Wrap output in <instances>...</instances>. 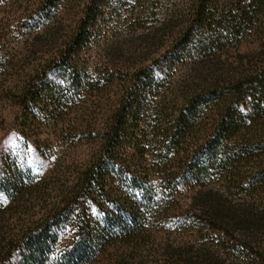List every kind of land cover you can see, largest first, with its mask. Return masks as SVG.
<instances>
[{"label": "trees", "instance_id": "obj_1", "mask_svg": "<svg viewBox=\"0 0 264 264\" xmlns=\"http://www.w3.org/2000/svg\"><path fill=\"white\" fill-rule=\"evenodd\" d=\"M36 1L38 6L31 17L34 25L48 24L65 2ZM213 1H194L186 26L174 38L170 60L179 61L176 59L192 53L190 48L215 57L229 43L239 45L251 28L261 37L259 52L241 54L237 66L230 64L219 72L213 87L201 89L181 102L148 84L146 70L133 75L134 87L118 93L114 105L102 112L101 124L87 120L82 133L88 139H96L97 145L81 167H74L79 169L74 185L64 189L58 204L35 225L9 236L6 209L14 205L18 193L25 196L36 183H5L13 200L3 208L6 197L0 198V264H92L101 256L114 264H131L150 245L152 227L168 221L169 204L182 194L183 185L204 188L220 175L226 180L224 184L241 186L245 172L236 163L249 165L253 159L257 163L250 191L264 188V147L252 143L262 138L254 130L258 118L264 117V28L255 27L264 18V0L238 2L235 10L224 14L208 11ZM101 2L89 0L85 4L60 47L39 65L22 92L23 106L31 108L32 104H39L37 100L46 98L55 114L61 115L80 101L85 103L86 97L103 94L105 89H100L81 65L79 52L91 39ZM32 24L28 25L30 29ZM7 60L8 53H0V63ZM223 73L228 75L227 80ZM96 103L102 106L100 100ZM198 134L204 136L206 145L190 149ZM210 193L212 190L199 192L203 203L195 202L206 216L207 227L213 226L233 238L231 232L238 228L251 237L263 227L257 223L258 213L231 214L230 202L221 197L214 203L206 202ZM88 202L105 210L107 225L93 226L84 218L89 212ZM126 213L132 220L125 217ZM65 230L76 231L79 239L64 237ZM214 239L223 241L221 236ZM226 247L242 258L250 250L248 257L253 263L264 264V248L257 241L235 239ZM55 249L59 253H54ZM210 264L215 263L211 260Z\"/></svg>", "mask_w": 264, "mask_h": 264}, {"label": "rangeland", "instance_id": "obj_2", "mask_svg": "<svg viewBox=\"0 0 264 264\" xmlns=\"http://www.w3.org/2000/svg\"><path fill=\"white\" fill-rule=\"evenodd\" d=\"M64 1L56 16L42 25L32 24L35 20L31 17L38 6L36 0L0 1V39H4L0 53H8L7 62L0 63V198L6 197L2 207L7 208L9 200H13L6 192L7 183L14 180L36 183L25 196L18 193L14 205L6 209L8 236L35 225L58 204L64 189L74 185L79 171L74 167H81V163L91 157L90 152L96 144V139H88L82 133L87 120L101 124L102 112L114 105L118 93L123 88L134 87L136 78L133 75L146 70L148 84L181 102L201 89L213 87L219 72L230 64L237 66L241 54L249 56L261 49L257 47L261 37L251 28L239 45L231 42L215 57L198 54L190 48L192 53L175 62L170 60L174 38L186 26L184 23L190 18L196 0H102L91 39L79 52L81 65L98 87L105 89L103 94L86 97L85 103V100L80 101L61 115L55 114V108L46 98L26 108L22 104L25 98L22 92L35 77L39 65L54 54L74 28L77 15L89 0ZM238 2L250 0H214L208 11L224 14L235 10ZM31 24L30 29L28 25ZM256 26L264 28V18L257 21ZM223 77L227 80L228 75L223 73ZM97 100L102 106L97 105ZM255 126V134L262 138L252 143L264 147V117L258 118ZM198 136L190 149L206 145L204 136ZM249 163H236L238 169L245 172L241 186L224 184L225 179L220 175V179L204 188L183 185L182 194L169 204L168 221L152 227L150 245L143 248L131 264H210L211 260L215 264H254L251 256L248 257L250 250L245 257H237L226 245L245 238L257 241L264 248V225L251 237L240 228L231 232L234 238L226 236L222 230L207 227L206 216L195 204L203 203L199 200L202 197L198 196L199 192L212 190L206 202L214 203L221 197L230 202L228 205L233 211L229 213L237 216L243 212L247 215L258 213L257 223L264 224V188L250 191L257 162L252 159ZM260 188L263 189L261 194L258 193ZM88 208L85 219L93 226L95 223L107 225L105 210L90 206L89 202ZM125 217L132 220L127 213ZM66 236L80 237L76 231L68 230H65ZM218 236L223 241L214 239ZM53 251L56 253L58 249ZM92 264L114 263L101 256Z\"/></svg>", "mask_w": 264, "mask_h": 264}]
</instances>
